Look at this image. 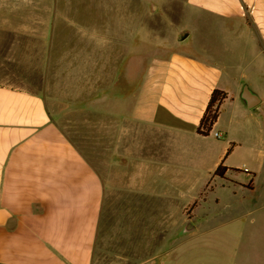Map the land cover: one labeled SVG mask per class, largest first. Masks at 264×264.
<instances>
[{"label": "crops", "instance_id": "crops-1", "mask_svg": "<svg viewBox=\"0 0 264 264\" xmlns=\"http://www.w3.org/2000/svg\"><path fill=\"white\" fill-rule=\"evenodd\" d=\"M186 1L189 7L180 15L206 12L224 23L218 40L233 48L225 63L234 65L240 82L236 94L207 83V76L205 82L199 79L202 73L193 65L203 54L193 60L184 50L171 58L151 53L148 62L137 49L138 30L129 24L104 30L82 18L88 10L71 1L61 8L60 0H0V264H94L109 193H145L146 176L157 182L165 178L162 183L170 187L186 183L208 155L199 142L216 133L225 137L224 130H215L222 105L235 97L246 105L245 85L261 98L255 108L264 104V0ZM61 16L78 18L62 24ZM191 33L181 27L171 39L185 42ZM32 39L41 44L40 52ZM148 64L153 68L146 77ZM35 74L39 85L33 83ZM215 89L228 96L204 135L197 128ZM78 111L104 116L103 140L92 130L101 127L96 123L90 131L78 130L89 152L63 126H77ZM238 145L229 142L201 194L227 183L254 189L255 172L225 164ZM97 160H104L105 174ZM222 163L228 168L218 175ZM242 172L253 176L248 184L238 180ZM170 201L176 206V199ZM194 202V208L202 205ZM190 205L182 207L183 215ZM176 218L169 221L183 228L192 219ZM251 220L238 236L236 264H264V219ZM191 231L171 232L168 248L154 249L152 259L140 264H192L184 245Z\"/></svg>", "mask_w": 264, "mask_h": 264}, {"label": "rangeland", "instance_id": "rangeland-1", "mask_svg": "<svg viewBox=\"0 0 264 264\" xmlns=\"http://www.w3.org/2000/svg\"><path fill=\"white\" fill-rule=\"evenodd\" d=\"M70 1L88 10L81 15L82 18L92 20V24L99 28L107 25L109 31L112 26L114 30L116 26L120 28L129 24L130 29L133 27L138 30V37L136 35L134 38L138 42L137 49L146 54L148 62L151 53L171 58L176 52L182 53L184 50L193 60L203 54L202 61L196 60L198 65H193L202 73L199 79L205 82L207 76V83H214L216 87L233 94L239 90L240 82L236 78L234 65L225 63L233 55V48L225 47L218 40L224 23L216 15L198 12L182 16L180 10L189 7L186 0H127V3L125 0H60V7L69 8ZM137 9H142L144 14H140L142 11ZM59 18L60 23L65 24L62 19L70 21L78 17ZM159 20L162 21L160 33L157 30ZM181 27L190 30L191 36L185 42H174L171 39L172 32ZM154 28V32H151ZM32 41L40 52L41 44L34 39ZM40 57V54L33 57L34 68L38 67ZM152 66L148 64L146 67V77L152 72ZM19 67L24 70L23 65ZM33 83L39 85L38 74L34 75ZM221 112L215 130H224L225 137L218 139L211 136L199 142L206 148L208 155L203 167L190 171L186 183L170 187L162 183L165 178L157 182L146 176L143 177L146 178L143 183L145 193L123 190L108 194L102 209L94 264H140L152 259L154 249L168 248V234L176 230L184 231L183 227L169 221L173 215L177 216L176 219L191 217L189 222L196 227L187 234L184 242L185 247L192 252L190 263L236 264L238 236L246 231L247 225L252 224L251 218L258 219V223L264 219V104L249 109L235 97L222 105ZM73 120L77 125L74 128L68 123L63 126L86 152L88 144L78 130L83 128L90 131L89 125L96 123L101 127L93 126L92 130L97 132V139L103 140V115L78 111L73 115ZM231 141L239 145L225 164L255 172L254 189L243 190L227 183L225 186H209L201 194L204 185L210 180V171L217 166L219 156ZM99 149L102 153L103 145ZM96 165L105 174L104 160H97ZM251 179L253 176L246 172L238 176V180L246 184ZM217 198L220 199L219 203H216ZM170 199H176L173 208L170 207L173 202ZM197 199L202 205L194 208L192 205ZM188 204L191 205L184 216L182 207Z\"/></svg>", "mask_w": 264, "mask_h": 264}, {"label": "trees", "instance_id": "trees-1", "mask_svg": "<svg viewBox=\"0 0 264 264\" xmlns=\"http://www.w3.org/2000/svg\"><path fill=\"white\" fill-rule=\"evenodd\" d=\"M227 96V93L223 90L215 89L213 91L206 112L201 119L200 125L197 128V131L199 133L207 135L211 132L215 122L219 117L220 104L225 98H227ZM227 168L228 167L223 163L220 164L216 170V174L224 175Z\"/></svg>", "mask_w": 264, "mask_h": 264}, {"label": "water", "instance_id": "water-1", "mask_svg": "<svg viewBox=\"0 0 264 264\" xmlns=\"http://www.w3.org/2000/svg\"><path fill=\"white\" fill-rule=\"evenodd\" d=\"M186 36L187 34L184 35L183 38ZM241 98L246 102L247 107L250 109L257 107L261 102L260 96L254 91H252L248 85H245L243 87L241 92ZM193 229H195V226L191 224V222H189L185 225L184 232L191 231Z\"/></svg>", "mask_w": 264, "mask_h": 264}, {"label": "built area", "instance_id": "built-area-1", "mask_svg": "<svg viewBox=\"0 0 264 264\" xmlns=\"http://www.w3.org/2000/svg\"><path fill=\"white\" fill-rule=\"evenodd\" d=\"M216 136H221V134L220 133H216Z\"/></svg>", "mask_w": 264, "mask_h": 264}]
</instances>
